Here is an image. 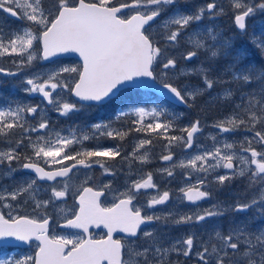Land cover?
Returning a JSON list of instances; mask_svg holds the SVG:
<instances>
[{
    "label": "snow or ice",
    "instance_id": "snow-or-ice-1",
    "mask_svg": "<svg viewBox=\"0 0 264 264\" xmlns=\"http://www.w3.org/2000/svg\"><path fill=\"white\" fill-rule=\"evenodd\" d=\"M177 0H127V2L114 4V0H78L76 3H69V0H58V14L50 18L51 14L46 13L43 8V0H0V9L9 13L13 17L21 20H27L29 25L18 29L7 38L3 28L0 27V57L5 55H15L22 59L17 61V66L23 68L30 66L32 62L39 58L48 60L60 53H78L83 64L82 69L63 68L62 73H77L78 79L74 85L63 82L59 79L60 73L53 72L41 81V76L35 75L28 78L25 83L30 86L25 89L28 93H39L48 104L53 105L55 110L62 116H67L70 112L77 110V105L70 102H61L53 99V93L57 88H64L70 91L81 101H91L103 103L116 95L121 86L126 83L134 82L138 78H149L156 80L153 65L159 61L163 55V50L153 42L149 29L152 22L166 11L165 6H172ZM234 9L239 10L234 15L236 28L243 34H247V18L252 16L256 9L264 12V2L249 5L245 0H232ZM216 5L208 3L206 10L208 13L214 12ZM135 9L134 13L123 18L122 10ZM143 9V10H141ZM19 10V11H18ZM205 9L201 8L194 14H184L182 11L174 10L164 21V38L169 42H177L183 34L182 30L187 29L194 21H201ZM33 25L37 27H33ZM172 26H176L174 30ZM203 37V38H202ZM211 40L209 45L206 41ZM259 50L264 52V26L260 28V34L252 33L251 41ZM189 43L197 50L205 49L210 52L211 58L232 56V72L235 81H242L244 85L256 82L259 85L258 95L248 93L250 97L247 106L236 105L242 108L246 114L247 120L239 114L233 113L214 125L219 128L221 133L234 132L242 125H249L247 130L255 129L256 124L264 122V67L258 70L253 69L251 65L243 69L237 67L239 53L233 55V43L230 40L223 39L214 29H206L204 33L194 32L189 36ZM39 49H36V45ZM197 55V51H189L185 56L186 60H191ZM26 57V59H24ZM161 76L168 75L167 70L176 68V61L167 58L166 62H161ZM0 73L7 75H16L13 72H7L0 68ZM255 73V75H254ZM181 75L196 74L202 79L206 86L199 85L193 87L178 88L168 80H162V87L172 94L175 99L182 103L195 101L198 96L205 94L206 89L211 90L214 81L209 78V69H189L187 72L181 70ZM242 95H244L242 93ZM233 92L225 90L223 98L230 100ZM132 115L138 119L133 121L137 132H146L149 134L160 135L168 133L171 128L170 123H161L157 119L161 116L162 110L157 107L150 109L141 106H132L129 108ZM41 112L39 106H29L16 104L15 107L9 105L0 108V136H7L11 130L19 128L24 133L46 132V136H37L35 141L28 138V145L32 150L33 156H25L23 169L31 170L35 173V178H29L20 183L13 191H4L0 194V201L11 199L16 201L21 195H27L29 199L35 200V185L37 180L56 181L57 178L64 180L62 188L52 186L51 196L47 200L35 201V206L47 208L53 200L65 198L72 188L69 182L70 174L78 166L90 168L94 163L109 172L106 162L99 157L115 159L120 156L119 150L112 148H88L83 145V141H88V134H76L73 130L69 135H61L60 132L49 131L50 122L43 115L40 122L33 126L25 120V114L35 116ZM120 112L118 115H126ZM146 118H153L152 122L144 123ZM27 124V126H25ZM227 125V126H226ZM108 125L96 123L92 125L94 131L108 137H119L123 139L127 132L106 130ZM200 122L196 121L190 127L181 129L186 133L183 136H167L163 138L168 141L166 147L174 143L182 144L185 150L194 145L195 134L200 132ZM255 137L259 138V143L264 144V132L255 131ZM213 140L216 138L213 137ZM248 139V138H246ZM149 139H141L137 148L130 153L133 158H138L141 163L148 162V154L137 157L140 148L150 144ZM23 144L22 139L15 141V147L7 151H0V163L8 162L9 167L3 171L5 177L15 173L17 169L11 167L13 160L20 159L17 152ZM248 147H241V151L250 152V157L239 156L231 151L234 148L233 143L225 142L222 146H214L213 150H205L201 154L194 155L186 160H181L174 167L191 168L196 172L209 174L210 171L223 167L231 170L232 175L244 177L250 171L249 165L254 166L250 172V180L253 183L261 185L259 200L253 199L251 203L237 204L236 211H247L259 204L264 209V151H257L251 147L252 140L248 139ZM80 145L79 150L74 146ZM43 160L51 170H46L40 166L39 160ZM163 161H172L173 154L169 152L161 157ZM214 161V163H210ZM239 161V164L234 163ZM71 162V163H66ZM199 162V163H198ZM58 166V167H57ZM169 176L173 172L164 169ZM230 175H218L216 179L220 184L231 179ZM205 180L199 179L195 186H188L180 189L184 198L190 202H196L210 196V193L201 190ZM153 177L148 173L146 178L133 181L131 187L119 194L110 207L101 204L100 198L105 195L110 185H104L101 189L93 187H82L78 190L76 203L78 208H61L63 213L60 225L64 228L80 229L85 235L89 233V226L103 225L107 229L106 238L93 239L67 236H49V219L44 215L41 219L31 218L24 215L8 214L6 218L0 213V238L13 237L18 241L28 242L31 239L39 241L38 251L35 256H25L21 259L0 260V264H165L166 258L171 252L179 254L181 249L172 245L163 247L155 239L153 232H145L146 238H152V243L148 247L139 250L134 242L127 244L119 239H113V232L119 230L127 233L131 237H136L141 225L158 221L160 216L142 214L140 207H133V201L136 199V193L141 189L155 188ZM169 200V192L153 196L147 202V208H153L156 205L164 204ZM3 207L11 209L10 203H3ZM214 208L217 206H213ZM223 212L206 210L203 213L193 215H181L174 223H189L193 220L200 222L207 217L223 215ZM264 216V211L261 213ZM260 218V217H257ZM167 219V218H165ZM215 238L218 244H213L211 250L204 247L202 251L197 252V257L203 264H264V227L251 229L248 225H237L228 235H222L220 231L215 232ZM194 237L188 236L183 240V245L187 248L182 254L188 257L193 248ZM180 242L177 241V244ZM70 246V247H69ZM231 250L229 252L228 250ZM150 251L155 259L149 257ZM127 257V258H125ZM235 257V258H233Z\"/></svg>",
    "mask_w": 264,
    "mask_h": 264
},
{
    "label": "rangeland",
    "instance_id": "rangeland-1",
    "mask_svg": "<svg viewBox=\"0 0 264 264\" xmlns=\"http://www.w3.org/2000/svg\"><path fill=\"white\" fill-rule=\"evenodd\" d=\"M119 0H114V4L118 3ZM255 0H245L249 5H254ZM76 0H69L72 4ZM208 3H214L216 5L214 12L208 13L206 6ZM43 8L46 13H50L51 17L58 11V0H43ZM166 11L162 12L160 19L151 26L149 29V34L151 35L154 42L159 43V47L163 50V55L159 58L157 70L155 72L156 81L161 83L162 80H168L172 82L178 88L193 87L199 85L200 87L206 86L202 83V79L196 75H181V70L187 72L189 69H209V78L214 81V86L211 90L205 91V94L198 96L195 101H188L190 104V113L176 115L171 120L163 121L157 118L161 123H170L171 128L168 133H161L157 136H183L186 138V133L182 132L181 129L190 127L192 123L200 122V132L195 134V141L192 148L185 150L182 144L174 143L170 147L168 141L164 138L163 140V150L158 155V165L159 168L154 171V173L146 171L144 168L150 166L151 163L156 162L154 159V154L151 149H148V145L140 148L137 152V157L143 155L145 152L148 154V162L141 163L138 158H133L130 153L133 152L134 148H137L139 141L144 138H135L129 140L128 146L130 147V153L127 155V166L129 167V172L127 174L128 178L124 183L125 189L131 186L133 181L146 178L148 173L152 174L153 183L156 185L155 188L146 189V196L151 199L153 196L159 195L157 190H164L173 194L170 202L165 205H158V207L147 208V203L145 205V210L148 215L160 216L161 222L158 226H152L147 228L145 232H153L155 234V239L163 247H171L176 245V247L181 249V252L177 254L176 252H171L166 258L165 264H203L197 257V252L202 251L204 247H208L209 251L213 244H218L219 241L215 238V232L220 231L222 235H228L232 229L237 225H248L251 229H257L264 227V216L261 215L262 209L259 204L248 209L249 213H245L246 218H250L252 221L248 220L241 221L239 219V214L235 210L236 205L251 203L253 199L259 200V193L261 185L257 183L256 192L248 191L246 193H240L236 188L231 185L234 181H239L240 179L246 178L247 174L254 170V166L249 165L250 171L246 173L244 177L238 175H232V172H226L223 167L215 169V171H210L209 174L202 172H196L191 168H181L174 167L173 165L179 164L181 160H186L194 155L203 153L206 149L211 151L214 146H222L225 142L233 143L234 148L231 151L236 152L239 156L250 157V152L241 151V147H248V139L252 140L251 147L255 148L257 151H264V144L259 143V138L255 137V131L264 132V122L258 123L255 129L252 131L247 130L249 125H242L234 132L221 133L219 128L214 127L218 122L225 120L226 117L232 115L233 113L239 114L242 118L247 120L246 114L242 111V108H237L236 105L247 106L250 97L248 93H253L256 95V99H260L259 85L256 82L244 85L242 81H235L233 79V72L231 70L233 57L224 56L217 57L214 60L211 58L210 52L205 49H195L193 45L189 43V36L194 32L204 33L206 29H214L219 33L223 39L230 40L233 43V55L239 53L237 60L239 63L237 67L243 69L245 66L251 65L253 69H259L264 67V52L259 50L251 41L252 33L255 31L257 36L260 34L261 26H264V12L260 9H256L255 13L247 18V34L238 33L234 31L233 19L237 11L232 6V0H177V3L172 6H165ZM204 8L205 13L201 21H194L187 29L182 30V35L178 38V41L173 43L169 42L164 38L165 28L163 27L164 21L169 17V15L174 10L182 11L184 14H194L199 9ZM143 10V9H141ZM19 11V10H18ZM6 17H5V16ZM27 22V23H26ZM26 23V24H25ZM26 19L14 20L12 17L6 14L2 9H0V27L3 28L6 33L7 38L11 37V34L16 32L18 29L29 25ZM33 27H37L33 25ZM176 26H172L174 30ZM203 38V37H202ZM209 45L212 43L211 40L206 41ZM36 49H39L37 44ZM189 51H197V55L191 60H186L185 56ZM167 58H172L176 61V68L167 70L168 75L166 77L161 76V62H166ZM22 59L15 55H5L0 57V62L10 64L16 71L19 72L18 76L13 82L14 89L12 93L5 95L0 88V108H5L11 105L15 107L16 104L35 106L31 99L35 97L38 98L39 93H28L25 89L28 86L25 81L28 78H32L35 75L41 76V81L47 77V75L57 72L60 73L59 79L63 82H68L70 85H74L78 78L77 73H62L60 72L63 68H77L81 69V66L77 60L65 59L57 60L53 63L46 65H40V59H35L30 66L26 65L23 68L17 66V61ZM26 59V57H24ZM24 69H29L28 73L25 74ZM255 75V73H254ZM194 80V81H193ZM1 86V78H0ZM231 90L233 92V97L230 100L223 98V93L225 90ZM242 93L244 95H242ZM150 96L146 93L129 92L125 94H120L118 98L112 100L111 102L103 106H93L87 107L77 104L70 96V91L64 88H57L53 93L54 100H60L61 102H70L77 105V110L70 112L67 116H62L57 112L53 105L45 106L42 100L38 101L37 106L41 109L35 115V122L39 123L41 116L43 115L52 122L49 126V131L60 132L61 135H69L70 132L76 130V134H88L90 139L88 141H83V145H93L95 148H102L101 143L109 140L115 141V137H108L106 135H101L100 132L94 131L92 125L96 123L106 124L108 128L106 130L117 131L113 127V123L119 122L122 117L126 116L130 119H138L136 116L132 115L129 108L132 106L145 107L143 104L147 105L146 108L150 109L152 107H157L162 110V114L166 107H159L158 103L148 101ZM126 101H129V105H125L124 108H118V106L123 105ZM151 105V106H150ZM120 112L127 113L126 115H118ZM161 114V115H162ZM30 119V118H29ZM153 118H146L145 124L152 122ZM28 122V121H27ZM30 124V122H28ZM27 126V124H26ZM227 126V125H226ZM38 136H46L44 134ZM216 139L213 140L212 138ZM248 138V139H246ZM11 145H6L4 149L0 151H7ZM74 147L79 148L80 145H75ZM171 152L173 155L175 152H179L172 161H163L161 157L167 155ZM42 160V159H41ZM43 161V160H42ZM44 162V161H43ZM199 163V162H198ZM214 163V161H210ZM234 163L239 164V161ZM47 165V164H46ZM9 167L8 162L0 163V194H3L5 190L8 192L13 191L20 183L24 180L32 178L30 176H23L20 170L10 176L5 177L3 171ZM11 167L15 168L14 161L11 162ZM164 169H169L173 172L172 176H169ZM84 175L86 179L87 174ZM218 175H230L231 179L226 180L223 184H220L216 177ZM199 179H204L205 184L201 190L208 191L210 193V198L208 201L201 203L196 206H191L185 203L184 196L180 189L186 188L188 186H195ZM250 180V177L248 178ZM245 183H250L245 180ZM36 187V186H35ZM238 188V186H237ZM246 195V200L240 202L241 196ZM1 209H5L7 215H16L17 210L14 206L11 209L3 207V203H11V199L6 201H1ZM13 205V204H12ZM217 207H213V206ZM142 208V207H141ZM206 210L220 211L223 212L226 220V224L219 219V216L207 217L205 220L196 222L195 220L189 223L176 224L175 220L179 219L181 215H195L203 213ZM63 215V214H62ZM260 217V218H257ZM167 218V219H165ZM144 233L141 236L142 242L139 248V242L135 243V246L142 250L144 247H148L152 243V238H146ZM194 237L193 248L188 257H185L182 252L187 248L183 245V240L188 236ZM177 241L180 243L177 244ZM231 252V250H228ZM149 257L155 259L152 252L150 251ZM235 258V257H233ZM0 260H16L13 257H8L7 255H0ZM214 264V261H213Z\"/></svg>",
    "mask_w": 264,
    "mask_h": 264
},
{
    "label": "flooded vegetation",
    "instance_id": "flooded-vegetation-1",
    "mask_svg": "<svg viewBox=\"0 0 264 264\" xmlns=\"http://www.w3.org/2000/svg\"><path fill=\"white\" fill-rule=\"evenodd\" d=\"M129 118L124 116L121 118V120L118 122V127L122 128L125 127L126 121H128ZM117 122L113 123L112 125H116ZM128 133V131H127ZM129 135V133H128ZM30 135H27L26 138H30ZM125 137H128L127 135ZM32 140V139H31ZM35 141V140H33ZM129 140H121V141H111L109 140L104 141L101 143L102 148H112L114 150H119L120 156H117L115 159H109L107 157H99L96 159H99L103 162H106L109 172L105 173L104 169H102L99 164H93L90 168H80L75 169L73 173L70 174L71 179L70 183L72 184L71 190L68 192L65 198H62L60 200H53L52 203H50L47 208H39L37 209L35 206V201H42L47 200L51 196V188L52 186H56L57 188H62L64 185V180H56L52 183H36V191H35V200L29 199L27 195H21L17 198L16 201H12L11 203L13 206L17 209L16 215H24L31 218L41 219L44 217V215H47L50 217L49 219V236H67L70 238L75 237H82L86 239V236L83 232H76V231H68V230H62L60 229V224L63 222L61 219V216L63 213L59 211L61 208H71L73 211L78 208V204L76 203V196L78 195V190H81L82 187H93L94 189H101L104 185H110V188L106 191L105 195L100 198V202L105 207H110L114 202H116V199L119 197V194L122 192L127 191L131 186H129L127 189L124 187V183L131 179L127 177V174L129 172V167L127 166V155L130 153V147L128 146ZM28 145V139L23 140V144L17 148V152L20 156V159L13 160L14 165L16 169L20 170L23 176H26L25 172L22 171V165L26 161L24 159L25 156H33L32 150L27 147ZM16 145H13L15 147ZM88 148L95 149V146L93 145H85ZM80 148V147H79ZM79 148L74 147L75 150H79ZM33 159L34 156H33ZM154 159H152L153 161ZM38 163L45 167L46 169H49V166L46 165L42 160H39ZM71 163V162H66ZM58 167V166H57ZM159 168V165L157 162L151 163L150 166H146L144 169L148 172L154 173L156 169ZM87 174L86 179L84 178V174ZM28 175V174H27ZM30 175V174H29ZM32 176V175H31ZM250 177V173L247 174L246 178L240 179L238 181V192L240 193H246L248 191L256 192V185L257 183H253L251 180H248ZM34 178V177H32ZM245 180L249 181L250 183H245ZM158 194H162L164 190H157ZM147 190L141 189L139 193H136V199L133 201V207H142V214L145 213V205L148 202V198L146 196ZM171 198H173V194L169 192V200L165 203H169ZM210 196L207 200H209ZM246 200V195L241 196L239 201L242 203ZM160 204V205H165ZM159 205V206H160ZM2 202L0 201V212L5 215L7 218L8 215L6 213L5 209H1ZM155 207V206H154ZM158 207V205H156ZM155 207V208H156ZM239 214V219L241 221L248 220V222H251L252 220L250 218H246L244 216L245 213H249V211H237ZM224 215H220L219 219L226 224ZM161 222L153 221L148 225L147 227H144L138 231V234L136 237H130L127 233L120 232L119 230L113 232V239H119L124 243H128L130 241L139 242V248L141 246V236L144 233V231L152 226H158ZM107 236V230L102 227H97L94 229H91L88 233V237H91L93 239H101L106 238ZM39 242L35 240L34 238L31 239L28 242L22 243L21 245H15V246H4L0 247V255L4 254L8 257H13L14 259H21L25 256H35V253L38 251ZM70 247V246H69ZM127 258V257H125ZM30 264H34V262H30Z\"/></svg>",
    "mask_w": 264,
    "mask_h": 264
},
{
    "label": "water",
    "instance_id": "water-1",
    "mask_svg": "<svg viewBox=\"0 0 264 264\" xmlns=\"http://www.w3.org/2000/svg\"><path fill=\"white\" fill-rule=\"evenodd\" d=\"M127 10L129 9H124L122 10V13L126 12ZM153 23V22H152ZM235 25V23H234ZM236 28V26H235ZM237 29V28H236ZM238 30V29H237ZM239 31V30H238ZM59 58H74L78 61L81 62V64H83L81 58L79 57L78 53H60V54H57L51 58H49L48 60H43L42 59V64H45V63H48V62H51L55 59H59ZM0 75H3V76H10V75H7L5 73H0ZM126 88H135V89H140V90H144V91H149V92H152L160 97H162L163 99L175 104V105H178V106H182V107H186V103H182L180 101H178L177 99H175V97L170 94L166 89H164L162 87V84H159L157 83L155 80H151L149 78H138L136 81L134 82H129V83H126L124 86H121L119 88V91L116 93V95L123 89H126ZM72 94V93H71ZM115 95V96H116ZM114 96V97H115ZM72 97L79 103L81 104H85V105H98V103L96 102H91V101H81L79 100L78 97H75L73 94H72ZM113 97V98H114ZM45 101V100H44ZM108 100H106L105 102H107ZM47 105H49L47 103V101H45ZM103 102V103H105ZM99 104H102V103H99ZM77 168H80V166H78ZM83 168V167H82ZM24 171L28 172V173H31L35 176V173L31 170H27V169H23ZM225 171H228V172H231V170H228V169H224ZM59 179V178H57ZM39 182H53V181H47V180H38ZM207 200V198H203L199 201H196V202H190L188 200H186V202L188 204H191V205H196V204H199L203 201ZM167 202V201H166ZM145 225H150V223H146V224H143L140 226L143 227ZM97 227H104L103 225H99V226H96V225H91L89 226V230L90 229H93V228H97ZM60 228L62 229H66V230H75V231H82L80 229H71V228H64V227H61ZM139 228V229H140ZM138 229V230H139ZM22 244V241H18L16 240L15 238L13 237H7V238H0V246H13V245H21Z\"/></svg>",
    "mask_w": 264,
    "mask_h": 264
},
{
    "label": "trees",
    "instance_id": "trees-1",
    "mask_svg": "<svg viewBox=\"0 0 264 264\" xmlns=\"http://www.w3.org/2000/svg\"><path fill=\"white\" fill-rule=\"evenodd\" d=\"M123 2H127V0H119L118 1V3H123ZM261 2H264V0H255L254 1V5L258 4V3H261ZM155 44L159 45V43H157V42ZM158 64H159L158 62H155L154 65H153L154 73L157 70ZM3 67L5 68L6 65H3ZM5 80L8 81L9 79H5ZM129 92H138V90L128 89V90L123 91V93H129ZM34 103H35V105L38 104L36 100H34ZM176 111H177L176 112L177 115H181L182 113L183 114H189L190 113L189 110H184L182 108H177ZM170 117H171V115H170ZM133 121H134L133 119H131L129 121V125H130L129 129H125L126 127L121 128L122 129L121 131H124V132L128 131V133H129V135H127L128 137H124L122 140H125V139L126 140H131V139H135V138H138V137L151 140L152 142L150 144H148V149H151L153 151L154 160L157 162L158 161V155H160V153L163 150V147H162L163 140H161L163 137L162 136H157L156 134H149V133H146V132H137V131L133 130L136 127L139 126V125H134ZM24 134H26V133H24L23 130L19 129V128L11 130L9 135L0 136V147L5 146V144L12 145V146L15 145V141L18 140V139H22V136ZM178 154H179V152H175L173 157L175 158V156H177Z\"/></svg>",
    "mask_w": 264,
    "mask_h": 264
}]
</instances>
